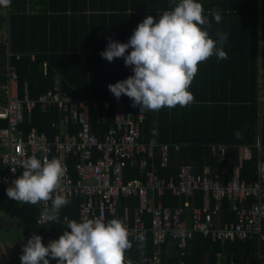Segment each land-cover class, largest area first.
Masks as SVG:
<instances>
[{"label": "trees", "instance_id": "obj_1", "mask_svg": "<svg viewBox=\"0 0 264 264\" xmlns=\"http://www.w3.org/2000/svg\"><path fill=\"white\" fill-rule=\"evenodd\" d=\"M179 0H11V6L0 7V30H6L7 40L0 41V88L6 84V64L15 68L18 77L19 97L22 98L27 84L28 99L34 107L24 111V133L37 129L48 138L57 134L56 126L61 115L49 109L44 112L37 103L39 96L52 91L54 80L59 87L74 99L94 101H121L126 114L133 118L139 113L144 118L139 121V141L148 144L153 138L154 162L159 164L161 178L174 177L178 168L192 165L199 173L209 166L213 174L226 180L233 168L241 180L251 182L256 179L255 170L259 161L264 162V0H199L212 26L209 35L218 39L217 30L227 33L223 49L227 59L215 55L198 65L190 91L195 102L187 107L162 108L159 111L141 110L132 107L126 95L117 100L108 85L132 75L131 66H125L124 59L114 58L112 62L101 56L108 39L126 43L137 24L145 16L158 18L165 10H171ZM219 9L222 16L216 23L212 10ZM3 12H5L3 14ZM128 51H131L129 48ZM19 58H16V56ZM2 91V90H1ZM0 91V99L2 92ZM92 131L103 138L113 125V110H93L89 114ZM0 126L5 123L0 121ZM71 131L74 130L69 125ZM243 133L237 139L234 132ZM167 143L168 150L163 167L160 145ZM179 149L173 150L172 144ZM256 143L260 146L257 150ZM211 144H225L227 151L223 159L210 153ZM245 145L250 151V159L238 162L239 146ZM138 157V156H137ZM238 163L240 166H238ZM73 171V169H72ZM144 179L137 166L126 167V181ZM6 186L0 184V212L9 214L17 225L16 233L24 244L33 234L40 235L47 245L58 239L67 229L62 223L39 225L38 209L28 203L10 200ZM79 198H72L62 207L59 216L70 219L78 217ZM185 198H177L165 193L159 198L163 207L183 206ZM253 200H248L247 205ZM190 205L199 206L201 192H197ZM231 201L223 199L220 222H235ZM129 206L130 211L137 205L135 198L121 199L119 206ZM188 213L184 218L188 221ZM145 224L150 226V216L143 215ZM112 219L107 217V221ZM1 227V222H0ZM13 224L7 226L12 229ZM5 228V229H7ZM23 244V245H24ZM151 232L140 242L132 244L125 255L133 262L151 255ZM257 250L255 242L226 243L219 245L201 233H194L187 242L184 256L179 255L177 242L167 237L161 249V260L184 261L185 264H217L221 254L222 264H258L254 258ZM264 252V244L261 247ZM22 250L12 260L3 259L7 264H21ZM3 258V257H2ZM50 264L56 260L49 258Z\"/></svg>", "mask_w": 264, "mask_h": 264}, {"label": "built area", "instance_id": "obj_2", "mask_svg": "<svg viewBox=\"0 0 264 264\" xmlns=\"http://www.w3.org/2000/svg\"><path fill=\"white\" fill-rule=\"evenodd\" d=\"M16 58H19L17 55ZM7 81L0 99V184L7 188L19 176L25 159L35 155L37 158H58L66 165V174L57 190L68 200L79 198L78 217L70 219L59 216L58 220L42 222V212L51 206L41 202L36 205L39 211L37 223L48 225L62 223L67 226L69 221L81 222L84 219L107 217L121 219L131 232L129 239L136 244V237H144L151 232L152 253L135 262L125 255V264H185L184 261L161 260V249L166 238L177 242L179 255L184 256L187 242L198 232L212 242L226 243L255 242L257 250L254 258L258 264H264V162L256 166V179L251 182L241 180L237 175V167L224 181L218 174H213L209 166H204L198 173L192 165L180 166L174 177L166 179L158 175L159 164L154 162L153 138L148 144L139 141V121L144 118L139 113L136 118L126 114L125 104L121 101H94L74 99L63 92L55 79L52 91L39 96L37 103L42 111L56 110L61 119L59 124L52 126L59 129L53 138L39 133L33 128L23 132L20 125L23 115L35 105L28 99L25 84L22 98L19 97L18 77L14 67H6ZM113 110V125L101 138L92 131L89 114L93 110ZM69 125L74 128L69 129ZM174 151L179 144L171 145ZM257 150L260 146L256 143ZM227 145L211 144L210 153L223 159ZM168 150L167 143L160 145L161 163L163 167ZM138 156V157H137ZM250 151L247 146H239L238 162L249 160ZM238 163V166H240ZM137 166L144 179H124L127 165ZM73 169V171H72ZM197 192H201L202 202L199 206L190 205ZM165 193L172 197L185 198L183 206L176 208L163 207L159 198ZM55 195V194H54ZM137 200V205L130 211L129 206L120 207L121 199ZM223 199L231 201L232 211L236 214L235 222H220V209ZM248 200H253L247 205ZM185 212L190 219L184 218ZM143 215L150 216L147 227ZM217 264H222L221 254H217Z\"/></svg>", "mask_w": 264, "mask_h": 264}, {"label": "clouds", "instance_id": "obj_3", "mask_svg": "<svg viewBox=\"0 0 264 264\" xmlns=\"http://www.w3.org/2000/svg\"><path fill=\"white\" fill-rule=\"evenodd\" d=\"M10 6L11 0H0V7ZM204 13L199 0H179L158 18L145 16L126 43L107 38L101 56L109 62L122 57L125 66H131L133 72L126 79L108 85L114 97L119 100L122 94L126 95L132 107L139 106L140 111L187 107L194 103V94L189 89L198 65L214 55L227 59L223 49L227 33L217 30L218 39H213L209 35L212 22ZM211 15L216 23L221 22L219 9L212 10ZM234 135L243 138L239 130ZM22 169L6 189L7 197L32 205L51 201L50 208L43 209L42 222L58 220L60 209L69 203L57 191L66 174V165L55 157L33 155L23 161ZM67 229L47 245L40 235L33 233L22 247L21 264H50L49 258L56 260V264H125V253L131 249L132 242L123 220H72ZM136 239L143 246L144 235Z\"/></svg>", "mask_w": 264, "mask_h": 264}, {"label": "rangeland", "instance_id": "obj_4", "mask_svg": "<svg viewBox=\"0 0 264 264\" xmlns=\"http://www.w3.org/2000/svg\"><path fill=\"white\" fill-rule=\"evenodd\" d=\"M1 33L4 35V32ZM2 34H0V40L4 39V36ZM0 222V235H3L4 232L9 235V244L11 246L10 250H12L14 252V255L16 256L22 250V245L24 244L16 233L17 225L15 224L14 219L9 216V214H3L2 212H0ZM11 224H13L12 229H8L7 226Z\"/></svg>", "mask_w": 264, "mask_h": 264}, {"label": "crops", "instance_id": "obj_5", "mask_svg": "<svg viewBox=\"0 0 264 264\" xmlns=\"http://www.w3.org/2000/svg\"><path fill=\"white\" fill-rule=\"evenodd\" d=\"M4 13L5 12H3V14ZM1 32H4V35ZM0 34H2L4 36V39H2L0 41H6L7 40V32H6V30L5 29L4 30L3 29L0 30ZM6 66H7V64H6ZM4 86H2L0 88V91L2 90L1 91L2 92V97H3V93H4ZM262 112H264V102L262 103ZM188 218L190 219L189 216H188ZM10 248H11V246L9 244V235L4 232L3 235H0V264H7L8 263L6 261H3L4 258L5 259H10V260H12L14 258V256H15L14 252L12 250H10ZM220 261H221V259H220Z\"/></svg>", "mask_w": 264, "mask_h": 264}]
</instances>
